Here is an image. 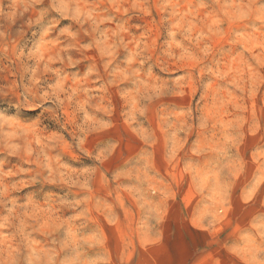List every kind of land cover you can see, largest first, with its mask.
I'll return each instance as SVG.
<instances>
[{"label":"clouds","instance_id":"obj_1","mask_svg":"<svg viewBox=\"0 0 264 264\" xmlns=\"http://www.w3.org/2000/svg\"><path fill=\"white\" fill-rule=\"evenodd\" d=\"M0 264H264V0H0Z\"/></svg>","mask_w":264,"mask_h":264}]
</instances>
